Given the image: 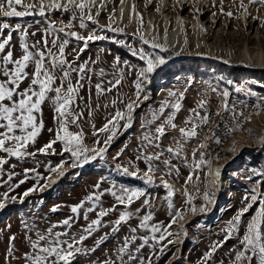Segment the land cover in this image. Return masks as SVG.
I'll return each instance as SVG.
<instances>
[{"label": "rangeland", "instance_id": "1", "mask_svg": "<svg viewBox=\"0 0 264 264\" xmlns=\"http://www.w3.org/2000/svg\"><path fill=\"white\" fill-rule=\"evenodd\" d=\"M131 1L142 17L137 18V23L132 21L127 26L121 25V20L119 22L115 16L121 0H96L92 7L95 19L85 20V27L80 26L78 10L74 16L71 8L68 11L50 9L43 16L34 10L33 14L24 17H0V40L8 34L12 35L5 53L10 48L14 58L22 55L20 43L24 32L28 34L25 40L30 48L35 45L33 51L44 48L45 38L53 52L58 50L51 43L54 38L58 37L60 42L65 39L69 41L65 58L74 68L86 64L83 78L80 79L83 86L72 107L74 113L83 115L76 124L69 125V130L82 131L83 144L88 149H107L102 157L98 156L91 162L88 159L87 166L79 169L75 168L83 157L74 162L70 153L63 151V142H56L47 153H39L37 150L40 147L55 139L59 127L52 100L45 101L42 113L37 114V123L42 120L43 128L35 144L30 143L27 148L29 153L35 155L17 159L0 151V158L6 161L0 166V202L9 206L0 208V264H24V254L30 251L27 238L31 236L35 239L37 232H46L53 225H56L55 232L68 233L63 239L74 234L77 237L86 235L83 229L98 218L101 209L113 207L114 210L101 218V225L79 245L84 249L96 250L77 254L73 264H103L107 259L121 264L117 249L124 245L125 238L131 241L123 255L127 264H140L141 259L144 264H235V254L242 250L240 239L247 221L259 204L253 205L242 218L240 231L236 235L225 240L224 230L228 221L245 206L246 195L256 194L264 198V63H261L264 62V26L260 22L264 20V7L252 4L248 7V13H244L239 8V0L235 4L233 0H223L224 13L229 10L233 12V16L229 17L221 13L220 0H215L214 6L212 0H180L179 3L177 0ZM24 2L38 3V0ZM175 6H178L177 10ZM197 7L199 11H196ZM98 9L99 15H96ZM17 10L23 9L18 7ZM110 15L112 28L123 29L122 32L107 27ZM179 16L181 29L177 33L178 38L169 43L163 39L165 30L161 28L162 20L165 23L167 19L169 24ZM257 16L259 19L253 18ZM146 20L150 23L148 32L144 33L142 28ZM4 24L9 27L4 29ZM195 26L201 34L193 30ZM61 27L65 28L62 33L57 31ZM71 31L84 37L94 33L102 38L88 41L85 48L84 41L67 35ZM141 35L149 43L145 44L140 39ZM153 41L163 47L154 48ZM82 48L84 50L80 51ZM141 50L154 57L160 56L163 63L158 64L147 78L138 79L140 69L146 66L140 59ZM33 70L31 65L27 69L30 74ZM56 75H60L59 70ZM78 76V73H72L73 84H76ZM0 79H3L2 75ZM117 80H120L119 84L115 83ZM29 82L25 80L20 85L21 89L27 87ZM138 82L141 85L139 100L136 97ZM97 84L105 89L103 94L97 93ZM56 86H59V80ZM225 91L227 96L223 95ZM54 95L49 93L50 97ZM145 96L147 99H144ZM216 96L240 103L248 112L244 127L235 136L236 139L233 138L235 141L226 162L220 160L217 164L213 161L222 167L218 168L222 176L218 181L213 180L203 164L198 169L188 164L192 138L185 140L179 132L181 127H185L184 121L193 114V109L201 117L204 116ZM114 100L116 103L113 105ZM129 100L138 104L132 113L131 126L125 129V121H120L117 134L109 144H104L111 133L100 132L99 129L117 109L125 111ZM177 100H180L181 108L174 120L176 128L166 125L165 135L148 146L144 136L156 135V127L174 111L170 105ZM165 101L169 102V106L161 115L159 108ZM200 102L204 103L203 108L198 107ZM154 112L158 115L155 120ZM199 122V118H196V123ZM177 141L182 145L179 156L167 151L169 147L176 149ZM92 153L86 155L93 156ZM153 153L161 154L159 159L151 161L155 168L154 173H150L154 176L153 183L145 182L139 175L132 177L123 173V168H128L130 172L138 168L141 174L147 171L148 163L144 157ZM62 160L65 161V175L54 185L51 182L57 173L49 171V168ZM164 161L170 163L166 165ZM117 165L121 166L120 169H117ZM26 169L29 171L26 172ZM169 169H173L171 174H168ZM22 180L24 183H20ZM162 180L172 186V197H168V189L164 188ZM97 184L99 187H96ZM34 186L35 190L27 195L29 198L23 200L24 193ZM121 187L138 189L144 194L130 206L120 205L106 190L112 189L119 194ZM205 192L209 193L210 202L204 199ZM4 193H7V198L3 196ZM93 193H102L98 202L86 199ZM11 197L16 199L12 200ZM11 201L18 203L10 204ZM81 202L83 205L78 213H73L72 206ZM56 206L57 210L52 211ZM89 208H93V211L88 212ZM202 208L206 210L201 211ZM125 210L133 215L117 226L115 221ZM177 212L180 216L176 215ZM149 214L152 216L148 221L149 227L140 228L141 218ZM68 218H71V227L62 223ZM152 225L158 226L160 232L153 234ZM117 227L118 230L114 231ZM133 228L136 229L134 233L131 232ZM153 235L157 239H152ZM160 235H164L165 239L159 240ZM13 236L14 241L10 240ZM132 236L136 237L134 241L131 240ZM145 236L148 243L137 253L135 250L144 243L142 238ZM214 246L216 251L206 258L205 253ZM128 254L136 256V259L129 261Z\"/></svg>", "mask_w": 264, "mask_h": 264}, {"label": "snow or ice", "instance_id": "2", "mask_svg": "<svg viewBox=\"0 0 264 264\" xmlns=\"http://www.w3.org/2000/svg\"><path fill=\"white\" fill-rule=\"evenodd\" d=\"M180 0H177L179 3ZM213 6L215 5V0H212ZM96 0H48L45 3V0H38V3H25L24 0H0V17L9 18V17H24L27 15L33 14L34 10L38 11L40 15H44L47 10L50 9H63L68 11L69 8L72 9L73 15L78 10L80 17V26L85 27V20L92 21L94 16L92 15V7L95 6ZM233 3H236V0H233ZM123 4V0H121ZM252 4H258L264 7V0H239V8L243 9L244 13H248V7ZM220 11L222 14H226L229 17L233 16V12L229 10L227 13H224L223 0H220ZM18 7L23 10H17ZM159 11V8H157ZM196 11H199V8H196ZM114 14V13H113ZM250 14V13H249ZM96 15H99V9L96 12ZM215 16V13H213ZM121 18H123V8H121ZM254 19H259V17H253ZM112 15L109 16V24L107 25L112 31H123V29L112 28ZM262 26H264V20L260 21ZM9 25L4 24L3 28L7 29ZM19 28V25L16 26ZM55 29V25L52 26ZM104 27V26H101ZM58 32H64L65 28L61 27L57 30ZM27 32H24L21 36L20 47L22 49V55L18 58H14L13 51L9 50L5 53L6 47L10 45L12 40V35L8 34L6 38L0 40V75L3 79H0V151L8 154L9 156L16 157L17 159H23L26 156L35 155V153H29L27 148L29 144H35L37 137L39 136L42 128L43 121L41 120L39 124L37 123V114L42 113V105L46 100L51 99L53 102L54 111L57 113L59 127L56 130L55 139L50 140L44 146L40 147L37 151L39 153H47L52 146L60 141L63 142L64 148L63 151L70 153L71 157L75 161L81 160L83 157L85 161L88 159H95L96 156H103L107 151L106 148L97 147L95 149H88L83 144V133L81 132H72L69 130L70 124H76L83 113H74L72 107L77 98L80 87L83 85L80 84V79L83 78V73L86 70V64H80L78 68L72 67L71 63L65 58V49L69 41L67 39L62 42L59 41V38H54L51 43L54 47H57V52H53L51 48L48 47L47 38L44 39V48H36L35 51L32 48H35L33 45L31 48L26 42L25 37ZM68 36L74 37L78 40L85 42L84 47H87L88 41H93L101 39L97 35L89 34L88 36H80L77 32L71 31L67 33ZM167 35V30H165V37ZM140 39L145 43H149L148 40H145L143 35L140 36ZM152 46L154 48H162L163 45L153 41ZM84 49H80L83 51ZM135 54V53H133ZM140 59L145 62V67L141 68L139 71V78H147L148 74L152 73L158 64L163 63V59L160 56H153L151 53H145L141 50ZM11 65L12 67H9ZM33 66V71L31 74L27 71L29 66ZM59 70L60 75L57 76L56 72ZM76 72L79 74L76 84H73L71 76L72 73ZM103 73L101 72V75ZM29 80L28 86L21 89L20 85L25 81ZM59 80V86H56V82ZM116 84L120 83V80L115 82ZM96 90L98 94H103L105 89L101 84H97ZM140 88L141 85L138 82L136 84V97L137 100L140 98ZM111 91V89H108ZM49 93H54L55 95L50 97ZM169 95H175V93H169ZM224 96H227L228 93L225 91ZM183 98L181 94L180 99ZM144 99H147L145 96ZM116 101H112L114 105ZM138 104L136 101L129 100L125 105V111L117 109L115 114L112 116L107 123L104 124L102 128L99 129L100 132H110L108 139L104 141V144H109L113 137L118 132V127L120 121H125L123 127L125 129L129 128L132 124V113L137 107ZM169 106V102L165 101L161 104L159 108V114H163L165 108ZM174 111L171 112L165 119L155 129V136L146 134L144 140L147 141L148 146H151L154 141L160 140L161 137L165 135L166 125L172 128H176L174 123L176 114L181 108L180 100H177L175 103L170 105ZM199 108L204 107V103L200 102L198 105ZM226 107V105H225ZM192 115H190L185 121V127L179 129L181 138L187 140L197 136L196 129L199 125L196 123V118H199L201 124H206L208 122V116H200V113L195 109L192 110ZM153 120L158 118L157 113H153ZM151 123V122H149ZM190 125L191 127H188ZM111 126V127H110ZM51 131V129L49 130ZM219 142V141H217ZM99 143V142H98ZM177 147L173 149L169 147L167 151L175 156L180 155V148L182 145L179 141L176 142ZM158 146V145H157ZM205 145H201L203 148ZM89 152H94V156H87ZM119 155V154H118ZM160 153H153L152 155L145 156L144 159L148 163L147 171L140 173V170L137 168L135 171H129L128 168H123L122 171L125 175L132 177L140 176L145 182L151 184L154 182V176L150 173H154L155 168L153 167L151 161L153 159H159ZM193 157H195V152H193ZM140 158V157H138ZM6 161L3 158H0V166L5 164ZM65 161H61L60 164H57L55 167H50L49 171L55 172L58 175H63V164ZM167 165L170 162L164 161ZM204 163H207L203 159V153H201V158L199 161L195 162V167L198 169ZM117 169H120V165L116 166ZM173 169H169V173ZM178 171V169H176ZM26 172L29 170H25ZM219 175V172L216 173ZM11 179V176H9ZM191 179V175L188 178ZM24 183V181H20ZM164 188L168 189V197L174 195L172 186L166 181L162 180ZM99 187V184L96 185ZM35 190L29 188L24 196H27L29 193ZM106 191L110 192L111 195L115 198L117 204L120 205H131L135 200H138L144 193L138 189H129L126 187H121L119 189V194L117 191L112 189H107ZM255 191V190H253ZM101 194L93 193L86 197L89 201H99ZM3 196L7 198V193H4ZM10 199L15 200L16 197H11ZM204 199L210 202V196L208 192L204 193ZM245 206L235 215L232 220L228 221L225 231V240L230 239L233 235H236L241 228L242 218L246 213L253 207L255 204H259V207L255 213L251 216V219L247 221L246 227L242 238L240 239V245L242 250H239L235 254V264H264V198L256 194L246 195L244 197ZM250 201V202H249ZM148 203V201H145ZM83 202L80 205L72 206L71 211L73 213H78L79 208L82 207ZM5 205L0 202V208H3ZM171 206V205H170ZM58 206L54 207L52 211H56ZM114 210L110 209H101L98 213V218L92 220L86 228L83 229V233L78 237L74 234L68 239H63V237L68 236L67 232H55L54 228L56 225L49 227L46 232H37L36 238L32 239L29 236L28 242L30 246V251L24 254V264H73V261L76 258L77 254H87L89 251L94 252L96 249H84L79 245L83 243L88 236L92 235V232L101 225V218L107 216L109 211ZM206 210L202 208L201 211ZM88 212L93 211V208H89ZM139 211V210H137ZM133 213L125 210L122 211L119 215V218L115 221V224L119 226L122 222L128 221L132 217ZM177 216H180V213H176ZM151 214L145 215L141 218L139 227L148 228V221L151 220ZM85 219H87V213H85ZM63 225L66 227H71V218L65 219L62 221ZM27 227V226H25ZM114 231L118 230L117 228L113 229ZM136 229H131V232H135ZM151 232L153 234L160 232V228L156 225L151 226ZM107 235V234H105ZM136 237L132 236L131 240H135ZM144 243L140 244L136 248V252L139 253L140 250L148 243V237L145 236L142 238ZM152 239H157L153 235ZM165 236L160 235L159 240H164ZM10 240H15V237H10ZM131 241L128 238H125V243L122 247L117 249V258L121 261V264H127L123 259V255L127 252V248ZM171 243V241H170ZM216 251L214 246L211 251L205 253V257L209 258ZM136 259V256L128 254V260L133 261ZM103 264H115V261L107 259ZM140 264H144L143 259H141ZM150 264V262H149Z\"/></svg>", "mask_w": 264, "mask_h": 264}, {"label": "built area", "instance_id": "3", "mask_svg": "<svg viewBox=\"0 0 264 264\" xmlns=\"http://www.w3.org/2000/svg\"><path fill=\"white\" fill-rule=\"evenodd\" d=\"M226 105V107H225ZM208 116L206 124L197 123V136L191 139L188 150V164L195 166V162L201 158L207 163L214 161L226 162V157L231 151L234 136L244 127L247 120V109L240 103L225 100L222 96H216L214 102L206 109L204 116ZM219 141V142H217ZM205 145L201 148V145ZM195 152V157H193ZM223 164V163H222Z\"/></svg>", "mask_w": 264, "mask_h": 264}, {"label": "bare ground", "instance_id": "4", "mask_svg": "<svg viewBox=\"0 0 264 264\" xmlns=\"http://www.w3.org/2000/svg\"><path fill=\"white\" fill-rule=\"evenodd\" d=\"M101 1V0H100ZM190 1V0H189ZM163 3V2H162ZM165 5V4H164ZM121 8H123V18H121ZM177 8H178V6H175V9L177 10ZM115 16H117V20L119 21V20H121V22H120V24L121 25H125V26H127L128 24H132V21L133 22H135V23H137L136 22V20H137V18H139V17H142V15H141V12H139V9L137 8V6L133 3V1H131V0H123V4H120V6L118 7V9L116 10V13H115ZM163 18H165V17H163ZM162 18V19H163ZM126 20V21H125ZM150 23V21L149 20H146V22H144L143 23V25H144V27L142 28L143 29V32L144 33H146V32H148V24ZM167 24H168V20L167 19H165V23H164V19L162 20V30L164 29V30H167V35H166V37H164L163 39L164 40H168V42L169 43H173V41H176V37L178 36L177 35V33L179 32V30L181 29L180 27H179V25L181 24V20H180V16L178 17V18H175L174 19V21L172 22V23H170L169 22V24H168V26H167ZM142 25V26H143ZM193 30L195 31V32H199V34H201V32H200V30H198L197 29V27L195 26L194 28H193ZM178 38V37H177ZM176 45H177V43H175ZM262 61V60H261ZM251 63H253V61L251 62ZM261 63H264V62H261ZM257 64H259V63H257ZM236 136V135H235ZM234 136V137H235ZM237 137H239V135L237 136ZM234 139H236V137L234 138ZM92 154H94L95 155V153L93 152ZM93 155V156H94ZM87 156H90V155H87ZM92 156V155H91ZM97 157L98 156H96V158L95 159H97ZM95 159H89L90 160V162L91 161H93V160H95ZM89 160H87V161H89ZM81 162V164L82 165H85V163H87L86 161H85V159L84 158H82V160L80 161ZM79 163V162H78ZM77 163V164H78ZM89 163V162H88ZM76 164V165H77ZM87 166V165H86ZM85 166V167H86ZM80 168V166H78V167H76L75 169H79ZM218 168H222L221 166H219V165H217V164H215L213 161L212 162H209V164L205 167V170L206 171H208L207 173L208 174H212V177H213V180H220L221 178H222V176H221V172L219 171V169ZM75 169H73V170H75ZM217 171L219 172V175H217L216 173H217ZM65 175V174H64ZM221 176V177H220ZM63 177V175L61 176V175H55L54 176V178L52 179V182L51 183H53L54 185L56 184V183H58L59 181H60V179ZM50 183V184H51ZM49 184V185H50ZM23 198H25V196H23ZM23 198H21V200L23 199ZM23 200H25V199H23ZM18 203V202H16V201H11L10 202V204H15V203Z\"/></svg>", "mask_w": 264, "mask_h": 264}, {"label": "water", "instance_id": "5", "mask_svg": "<svg viewBox=\"0 0 264 264\" xmlns=\"http://www.w3.org/2000/svg\"><path fill=\"white\" fill-rule=\"evenodd\" d=\"M27 198H29V196H25V198H24V199L26 200ZM5 207L7 208V207H9V206H5Z\"/></svg>", "mask_w": 264, "mask_h": 264}, {"label": "trees", "instance_id": "6", "mask_svg": "<svg viewBox=\"0 0 264 264\" xmlns=\"http://www.w3.org/2000/svg\"><path fill=\"white\" fill-rule=\"evenodd\" d=\"M205 160V159H204ZM203 166H204V164H203Z\"/></svg>", "mask_w": 264, "mask_h": 264}]
</instances>
